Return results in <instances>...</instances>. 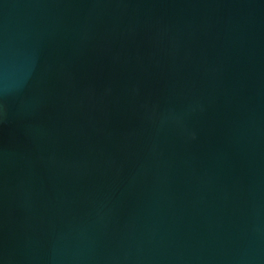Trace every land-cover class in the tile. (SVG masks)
Segmentation results:
<instances>
[{"label":"water","instance_id":"obj_1","mask_svg":"<svg viewBox=\"0 0 264 264\" xmlns=\"http://www.w3.org/2000/svg\"><path fill=\"white\" fill-rule=\"evenodd\" d=\"M0 264H264V0H0Z\"/></svg>","mask_w":264,"mask_h":264}]
</instances>
